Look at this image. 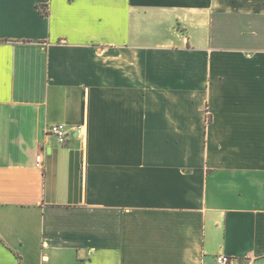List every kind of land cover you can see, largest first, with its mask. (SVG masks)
<instances>
[{
    "label": "crops",
    "instance_id": "0c3cea01",
    "mask_svg": "<svg viewBox=\"0 0 264 264\" xmlns=\"http://www.w3.org/2000/svg\"><path fill=\"white\" fill-rule=\"evenodd\" d=\"M220 254L264 264V0H0V264Z\"/></svg>",
    "mask_w": 264,
    "mask_h": 264
},
{
    "label": "built area",
    "instance_id": "2783aa9c",
    "mask_svg": "<svg viewBox=\"0 0 264 264\" xmlns=\"http://www.w3.org/2000/svg\"><path fill=\"white\" fill-rule=\"evenodd\" d=\"M46 133L48 135H54L60 141V143H65L68 140L69 130L65 123H53L47 127ZM42 154L37 155L36 164L37 167H43ZM215 264H239L238 259L234 256H229L227 254H220L215 259Z\"/></svg>",
    "mask_w": 264,
    "mask_h": 264
},
{
    "label": "trees",
    "instance_id": "16d2710c",
    "mask_svg": "<svg viewBox=\"0 0 264 264\" xmlns=\"http://www.w3.org/2000/svg\"><path fill=\"white\" fill-rule=\"evenodd\" d=\"M47 13L46 11L43 10V14Z\"/></svg>",
    "mask_w": 264,
    "mask_h": 264
}]
</instances>
